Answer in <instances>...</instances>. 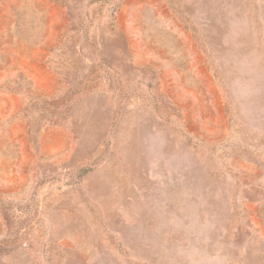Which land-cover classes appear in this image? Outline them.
I'll list each match as a JSON object with an SVG mask.
<instances>
[{
    "label": "rangeland",
    "instance_id": "obj_1",
    "mask_svg": "<svg viewBox=\"0 0 264 264\" xmlns=\"http://www.w3.org/2000/svg\"><path fill=\"white\" fill-rule=\"evenodd\" d=\"M0 264H264V0H0Z\"/></svg>",
    "mask_w": 264,
    "mask_h": 264
}]
</instances>
